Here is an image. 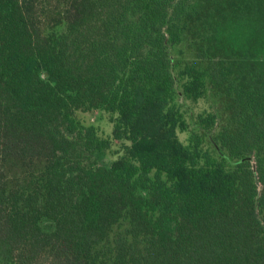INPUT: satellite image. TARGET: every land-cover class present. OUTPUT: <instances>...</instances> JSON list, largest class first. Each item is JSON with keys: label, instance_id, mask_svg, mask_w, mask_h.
<instances>
[{"label": "trees", "instance_id": "1", "mask_svg": "<svg viewBox=\"0 0 264 264\" xmlns=\"http://www.w3.org/2000/svg\"><path fill=\"white\" fill-rule=\"evenodd\" d=\"M0 264H264V0H0Z\"/></svg>", "mask_w": 264, "mask_h": 264}, {"label": "rangeland", "instance_id": "2", "mask_svg": "<svg viewBox=\"0 0 264 264\" xmlns=\"http://www.w3.org/2000/svg\"><path fill=\"white\" fill-rule=\"evenodd\" d=\"M76 116L85 124H93L96 126L101 136L106 137L111 134L112 122L109 120V115L107 113L98 110H90L87 112L77 111ZM179 138L184 140L185 132L179 133ZM117 148L118 144L115 143V145H113V149Z\"/></svg>", "mask_w": 264, "mask_h": 264}, {"label": "water", "instance_id": "3", "mask_svg": "<svg viewBox=\"0 0 264 264\" xmlns=\"http://www.w3.org/2000/svg\"><path fill=\"white\" fill-rule=\"evenodd\" d=\"M43 75H44V76H46V75H47V73L45 72Z\"/></svg>", "mask_w": 264, "mask_h": 264}]
</instances>
